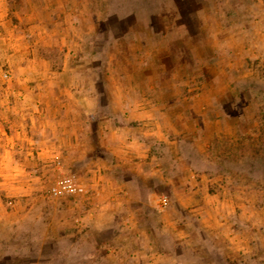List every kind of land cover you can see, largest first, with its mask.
<instances>
[{
    "label": "rangeland",
    "instance_id": "1",
    "mask_svg": "<svg viewBox=\"0 0 264 264\" xmlns=\"http://www.w3.org/2000/svg\"><path fill=\"white\" fill-rule=\"evenodd\" d=\"M28 49L153 96L158 175L99 193L68 171L88 192L63 198L40 179V209L2 213L0 264H264V0H28Z\"/></svg>",
    "mask_w": 264,
    "mask_h": 264
},
{
    "label": "crops",
    "instance_id": "2",
    "mask_svg": "<svg viewBox=\"0 0 264 264\" xmlns=\"http://www.w3.org/2000/svg\"><path fill=\"white\" fill-rule=\"evenodd\" d=\"M28 51V0H0V71L7 67L11 73L0 84L2 225H13L15 219L6 220L2 213H13L23 198L28 210L42 207V178L81 170L86 180L95 181L99 193H115L126 187L123 179L132 170L146 177L158 175L147 170V164L158 160L147 137L160 134L153 96L142 93L140 103L128 91L113 97L105 89L102 96L91 60L88 69L77 68L72 74L69 60L29 58ZM108 204L118 207L116 202ZM137 233L131 235L134 240L142 238Z\"/></svg>",
    "mask_w": 264,
    "mask_h": 264
},
{
    "label": "built area",
    "instance_id": "3",
    "mask_svg": "<svg viewBox=\"0 0 264 264\" xmlns=\"http://www.w3.org/2000/svg\"><path fill=\"white\" fill-rule=\"evenodd\" d=\"M4 76L7 77V74H4ZM55 165L60 166L61 162L56 160ZM87 192L88 191L84 184L74 172L62 173L48 189V194L50 197L84 195ZM159 203L165 205L167 203L166 198L160 199Z\"/></svg>",
    "mask_w": 264,
    "mask_h": 264
}]
</instances>
